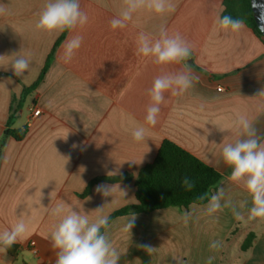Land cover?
<instances>
[{
    "label": "crops",
    "instance_id": "1",
    "mask_svg": "<svg viewBox=\"0 0 264 264\" xmlns=\"http://www.w3.org/2000/svg\"><path fill=\"white\" fill-rule=\"evenodd\" d=\"M223 1L171 0L172 11L158 15L140 10L126 28L113 30L110 21L123 9L124 0H80L88 23L67 31L43 81L13 117L14 129L28 126L26 138L21 142L8 138L3 149L0 232L20 219L28 231L15 244L19 247L15 257L0 252V264H55L50 232L57 220L49 213L57 203L93 216L91 211L107 203L103 212L108 217L136 204V178L155 160L165 140L225 175L217 189L224 188L225 199H231L242 219L233 215L231 207L206 216V204L117 217L104 232L120 252L118 264H177V260L207 264L203 254H209L213 241L222 245L213 264H264V221L248 219L251 196L228 179L231 169L221 157L222 144L236 138L232 126L239 115H246L264 140V97L256 96L264 90V42L246 25L238 32L221 29ZM47 2L0 0L7 9L0 15V143L11 106L15 103V109L24 88L38 80L64 33L36 30ZM161 26L169 34L179 33L192 46L189 60L158 66L137 55L138 34L157 37ZM76 34L83 36L82 45L65 63V44ZM16 56L30 59L20 77L11 67ZM184 63L198 79L183 95L166 93L158 123L148 125L147 90L156 76L175 72ZM33 109L41 113L33 116ZM140 127L146 130L145 140L136 142L132 133ZM124 174L129 182H99L83 196L92 180ZM113 184H119L126 195L117 191L105 198L96 192L98 185ZM185 213H190L186 224ZM133 215L134 227L124 233L122 228ZM250 233L256 238L244 252L242 245ZM143 246L156 250L149 254Z\"/></svg>",
    "mask_w": 264,
    "mask_h": 264
},
{
    "label": "clouds",
    "instance_id": "2",
    "mask_svg": "<svg viewBox=\"0 0 264 264\" xmlns=\"http://www.w3.org/2000/svg\"><path fill=\"white\" fill-rule=\"evenodd\" d=\"M173 8L171 0H124L123 9L112 18L110 27L113 30L126 28L132 21L133 15L140 10L146 9L162 15L172 11ZM5 14L7 9L0 4V15ZM88 19L87 13L81 10L80 0H48L39 13L35 28L48 34L75 32L77 28H83L88 23ZM218 24L221 29L238 32L243 28L244 21L225 15L219 18ZM82 42V35L76 34L70 37L65 44L62 57L65 63L72 61ZM136 43L137 55L151 59L158 66L180 65L192 55V46L179 33L169 34L164 26L160 27L157 37L140 32ZM29 64V58L16 56L11 62L14 75L22 76L28 70ZM197 79L190 65L186 63L175 72H164L156 76L152 86L147 90L150 103L146 109L145 122L154 127L158 123L161 105L167 102L166 93L171 96L183 95ZM256 96L264 97V90H260ZM232 127L236 138L232 142L223 143L221 147L222 160L231 169L228 179L237 185H242L251 196L252 207L249 209L248 219L264 221V140L258 135L257 129L246 115H239ZM145 131L143 127L134 130L133 140L144 141ZM72 147L76 148L77 145L73 144ZM112 173L115 172H109L108 175ZM182 184L189 190L193 187V182L187 177L183 179ZM117 191L126 195L119 184L96 187V192L105 198L113 197ZM225 195L224 188L220 187L210 196L208 193L201 196L202 200L207 198L204 215L211 217L222 208L231 207L233 215L237 219H242L241 213L237 211L231 199H225ZM105 205L91 211L94 216L84 209L67 207L62 202L51 208L49 214L57 220L50 232L51 246L55 250V264H118L120 252L102 231L109 227V217L103 212ZM240 207L243 208L244 204L241 203ZM189 218L190 213H185L183 217L185 224ZM135 219L136 216L133 215L123 226L124 233H131ZM27 231L28 225L20 219L10 229L0 232V252H6L22 240ZM221 246L220 241H213L210 244L212 250H219ZM143 248L149 254L156 250L151 246H143ZM213 259L214 257L210 256L207 264H212ZM177 264H180L179 260Z\"/></svg>",
    "mask_w": 264,
    "mask_h": 264
},
{
    "label": "trees",
    "instance_id": "3",
    "mask_svg": "<svg viewBox=\"0 0 264 264\" xmlns=\"http://www.w3.org/2000/svg\"><path fill=\"white\" fill-rule=\"evenodd\" d=\"M230 15L234 19H242L244 25L251 29L264 42V35L259 30L252 11L251 0H224L221 17ZM67 31L63 33L56 42L38 80L30 87L24 88L21 98L16 102V108L11 106V115L6 125L2 141L0 143V159L8 138H13L17 142L23 141L29 131L28 126L19 129L13 128V117L24 106L27 99L36 91L43 81L55 52L61 41L65 38ZM193 182V187L189 190L183 184L184 178ZM225 175L216 171L213 167L205 164L197 157L177 146L171 141L165 140L155 158V160L144 166L135 181L137 203L114 212L109 217L110 223L117 217L130 214H150L158 210L176 208L188 210L192 205L203 206L207 204L206 199H200L205 193H215L219 184L224 180ZM130 177L126 174L118 177H102L92 180L87 186L83 196L89 195L92 187L99 182L117 183L129 182ZM106 229H102L105 231ZM256 238L254 233H250L242 245V251H248ZM19 247L13 245L6 252L15 257Z\"/></svg>",
    "mask_w": 264,
    "mask_h": 264
},
{
    "label": "water",
    "instance_id": "4",
    "mask_svg": "<svg viewBox=\"0 0 264 264\" xmlns=\"http://www.w3.org/2000/svg\"><path fill=\"white\" fill-rule=\"evenodd\" d=\"M255 22L264 35V0H251Z\"/></svg>",
    "mask_w": 264,
    "mask_h": 264
},
{
    "label": "rangeland",
    "instance_id": "5",
    "mask_svg": "<svg viewBox=\"0 0 264 264\" xmlns=\"http://www.w3.org/2000/svg\"><path fill=\"white\" fill-rule=\"evenodd\" d=\"M24 113L26 114V111H24ZM194 239H198L197 238V235L194 237ZM211 241V240H210ZM205 242H206V240H205ZM212 243V242H211ZM206 244V243H205ZM209 246V244L207 245V247ZM210 252H209V254L207 255V254H203L204 255V259H208V257H210V256H212V257H214V259H213V261H212V264L213 263H215V262H217V260H218V257H220V255H219V252H218V250H212L211 248H210ZM18 264H22L21 263V261H19V263Z\"/></svg>",
    "mask_w": 264,
    "mask_h": 264
},
{
    "label": "built area",
    "instance_id": "6",
    "mask_svg": "<svg viewBox=\"0 0 264 264\" xmlns=\"http://www.w3.org/2000/svg\"><path fill=\"white\" fill-rule=\"evenodd\" d=\"M219 90H222V88H219ZM33 116H38L41 112L39 109H33ZM31 246H35L34 242H31ZM34 252L36 253V251L34 250Z\"/></svg>",
    "mask_w": 264,
    "mask_h": 264
}]
</instances>
